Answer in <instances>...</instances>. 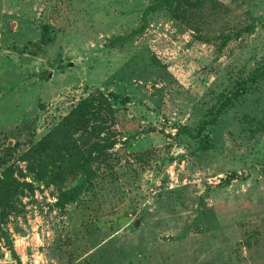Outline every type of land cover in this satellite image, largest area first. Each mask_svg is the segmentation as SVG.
Listing matches in <instances>:
<instances>
[{
	"label": "rangeland",
	"instance_id": "rangeland-1",
	"mask_svg": "<svg viewBox=\"0 0 264 264\" xmlns=\"http://www.w3.org/2000/svg\"><path fill=\"white\" fill-rule=\"evenodd\" d=\"M156 1L0 0V264H264V0ZM97 91L118 142L64 205L27 153Z\"/></svg>",
	"mask_w": 264,
	"mask_h": 264
},
{
	"label": "trees",
	"instance_id": "trees-1",
	"mask_svg": "<svg viewBox=\"0 0 264 264\" xmlns=\"http://www.w3.org/2000/svg\"><path fill=\"white\" fill-rule=\"evenodd\" d=\"M173 3L174 0H157L155 6L147 10V14L163 5ZM47 33L45 31V34ZM47 42L48 40L43 39L44 44ZM262 75L264 71L257 73V77ZM247 85L248 82L244 81L235 95L244 93ZM116 102L127 104L129 98H121L113 92L108 95L100 91L91 94L81 100L27 153V159L32 161V169H35L37 180L50 177V180L59 184L61 204L67 205L78 201L97 176L93 165L101 161L105 162L104 164L110 161V151L118 142L117 110L114 106ZM80 176L83 179L82 183H78L70 190H64L67 177L77 180ZM2 201L0 197V204Z\"/></svg>",
	"mask_w": 264,
	"mask_h": 264
},
{
	"label": "water",
	"instance_id": "water-1",
	"mask_svg": "<svg viewBox=\"0 0 264 264\" xmlns=\"http://www.w3.org/2000/svg\"><path fill=\"white\" fill-rule=\"evenodd\" d=\"M137 225H140V223H138Z\"/></svg>",
	"mask_w": 264,
	"mask_h": 264
}]
</instances>
